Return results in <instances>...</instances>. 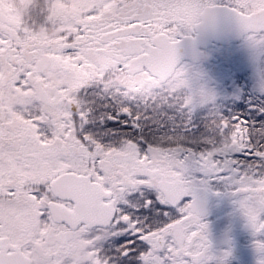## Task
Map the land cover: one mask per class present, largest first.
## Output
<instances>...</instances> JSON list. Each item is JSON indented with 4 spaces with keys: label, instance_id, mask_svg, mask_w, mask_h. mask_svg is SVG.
I'll list each match as a JSON object with an SVG mask.
<instances>
[{
    "label": "snow or ice",
    "instance_id": "snow-or-ice-1",
    "mask_svg": "<svg viewBox=\"0 0 264 264\" xmlns=\"http://www.w3.org/2000/svg\"><path fill=\"white\" fill-rule=\"evenodd\" d=\"M10 2L0 0V264H65L69 233L92 241L84 264H225L186 174L193 162L229 188L264 264V99L224 113L186 91L179 64L195 9L215 5L29 0L17 18ZM228 7L264 49V0Z\"/></svg>",
    "mask_w": 264,
    "mask_h": 264
},
{
    "label": "flooded vegetation",
    "instance_id": "flooded-vegetation-1",
    "mask_svg": "<svg viewBox=\"0 0 264 264\" xmlns=\"http://www.w3.org/2000/svg\"><path fill=\"white\" fill-rule=\"evenodd\" d=\"M29 0H15L6 5L14 17L24 14ZM215 7H228L229 0H209ZM207 5L201 4L192 16L193 26L200 18ZM229 8V7H228ZM71 11V9H68ZM52 32V28L48 29ZM44 33L38 32V38ZM194 35L193 31L187 37ZM250 43L244 36L235 43L228 45H215L207 48V59L197 62L182 61L185 76L192 72L208 71L214 79V88L210 94L211 102L224 113H247L254 101L264 99V69H256V75L250 67L240 60V50ZM239 61V62H236ZM37 67L48 71V65L43 56L38 60ZM200 68V69H199ZM200 73V72H199ZM51 76L52 74L49 73ZM55 81V76H52ZM188 91V89H186ZM212 95V97H211ZM50 96L55 99V91L50 88ZM237 105H244L243 108ZM187 176L192 183L193 195L198 200L203 216V221L208 225V238L211 241L212 251L218 257L225 252H230L225 264H258L260 254L254 247L252 230L247 225L246 218L241 213L235 197L229 195V188L220 181L205 180L200 168L193 162L187 170ZM51 226L46 229L50 231ZM67 242L65 264H81L85 259L88 248L92 243L86 236L79 233H69L65 237ZM49 244L39 245L33 253V260L43 261Z\"/></svg>",
    "mask_w": 264,
    "mask_h": 264
},
{
    "label": "water",
    "instance_id": "water-1",
    "mask_svg": "<svg viewBox=\"0 0 264 264\" xmlns=\"http://www.w3.org/2000/svg\"><path fill=\"white\" fill-rule=\"evenodd\" d=\"M210 12L205 8L200 17L205 12ZM236 18L230 9L225 6L211 9V16L203 27L194 25V35L182 40L178 47L179 64L186 60L197 62L201 55L200 50H204L213 45H227L237 42L242 37Z\"/></svg>",
    "mask_w": 264,
    "mask_h": 264
},
{
    "label": "rangeland",
    "instance_id": "rangeland-1",
    "mask_svg": "<svg viewBox=\"0 0 264 264\" xmlns=\"http://www.w3.org/2000/svg\"><path fill=\"white\" fill-rule=\"evenodd\" d=\"M239 52L240 60L248 65L252 73L259 79L255 70L257 68L264 69V49L254 47L248 43L246 46L242 47ZM185 79L188 83V91H191L194 94L209 97L210 94H212V90H215L213 89L214 79L213 77H210L208 71L192 72L190 75L185 76Z\"/></svg>",
    "mask_w": 264,
    "mask_h": 264
},
{
    "label": "clouds",
    "instance_id": "clouds-1",
    "mask_svg": "<svg viewBox=\"0 0 264 264\" xmlns=\"http://www.w3.org/2000/svg\"><path fill=\"white\" fill-rule=\"evenodd\" d=\"M211 16V12H205L197 21H196V26L197 27H203L206 25V23L208 22L209 18ZM201 51V55L199 57L200 60H204L208 58V53L206 51L200 50ZM81 264H84V261H81Z\"/></svg>",
    "mask_w": 264,
    "mask_h": 264
}]
</instances>
